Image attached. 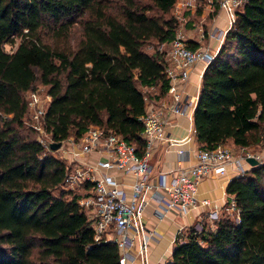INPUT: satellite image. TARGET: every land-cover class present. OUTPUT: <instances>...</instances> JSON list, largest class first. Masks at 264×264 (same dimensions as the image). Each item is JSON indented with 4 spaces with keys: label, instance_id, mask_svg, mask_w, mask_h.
Instances as JSON below:
<instances>
[{
    "label": "trees",
    "instance_id": "trees-1",
    "mask_svg": "<svg viewBox=\"0 0 264 264\" xmlns=\"http://www.w3.org/2000/svg\"><path fill=\"white\" fill-rule=\"evenodd\" d=\"M175 2L0 0V264H122L114 241L95 240L78 192L61 186L67 164L21 131L23 92L47 85L43 124L54 140L98 124L142 153L146 97L159 100L170 85L165 50L145 45L176 36ZM85 13L73 47L43 39V28L63 33ZM192 118L198 148L264 143V0L238 9L202 73ZM227 192L237 218L180 229L163 264H264V160L234 175Z\"/></svg>",
    "mask_w": 264,
    "mask_h": 264
},
{
    "label": "built area",
    "instance_id": "built-area-1",
    "mask_svg": "<svg viewBox=\"0 0 264 264\" xmlns=\"http://www.w3.org/2000/svg\"><path fill=\"white\" fill-rule=\"evenodd\" d=\"M191 1L187 3L192 4ZM246 1L208 0V6L210 10H226V19L231 25L238 9ZM226 30L215 24L210 34L222 42ZM162 49L165 50V71L170 79L168 97L159 101H149L146 97L147 108L141 116L144 120L141 135L146 141L142 153L115 130L98 124L89 125L77 139L71 136L64 138L67 144L61 140L64 153L69 158L61 186L78 192V204L87 210L93 221L95 240L114 241L122 264H153L149 250L158 231L150 227L145 218V209L151 201L156 202L154 211L160 217L170 212L185 214L199 205H211L209 197H199V183L205 176L220 174L230 180L245 171L248 156L253 155L259 161L264 157V146L256 152L235 155L231 147L220 144L214 148H197L196 161L182 165L185 149L180 148L179 168L157 169V164L155 168L151 161L155 144L163 142L169 148L176 142L189 140L187 136L177 140L167 135L165 128L175 121L173 115H193L192 100L184 84L197 63L207 65L217 52L209 44L192 45L182 34H176L169 41V47ZM49 99L48 92L42 97L36 89H30L26 100L32 124L40 134H49L43 124ZM38 139L50 147V141ZM50 140L54 139L50 137ZM223 207L237 210L234 195H229ZM206 216L215 221L220 217V211L210 208ZM201 219L204 218L201 216L194 223L197 230L203 228Z\"/></svg>",
    "mask_w": 264,
    "mask_h": 264
},
{
    "label": "crops",
    "instance_id": "crops-1",
    "mask_svg": "<svg viewBox=\"0 0 264 264\" xmlns=\"http://www.w3.org/2000/svg\"><path fill=\"white\" fill-rule=\"evenodd\" d=\"M226 18V10L219 9L214 20L217 25L226 30L230 27ZM194 38V40L190 41L191 44H199V38L196 36H194ZM221 43L222 42L217 45V50ZM214 44L216 45V43ZM211 45H213V41ZM205 67V63H197L191 70L189 80L184 84L185 90L188 92L189 98L192 100L191 115L193 114L198 99L202 73ZM148 90H151V88H148ZM167 97L168 94L161 99ZM159 100L149 98V101ZM173 118L175 121L168 123L165 128L166 134L177 140L183 139L186 136L190 138L183 142H176L169 146V148H166V144L163 142L155 144L151 161L155 168L157 164V169L170 170V168H173L176 170L179 168L180 164L177 163V159L179 157L178 149L180 148L185 149L184 158L181 161L182 165H190L196 161V149L198 147L192 116L173 115ZM169 177L170 175H168V178ZM228 182L229 179L225 175L211 174L205 176L199 183V197H209L212 200L211 205H199L185 214L170 212L167 215L160 217L154 211L156 202L151 201L147 205L145 209L146 222L150 227L156 228L158 231L151 240L149 250V259L153 264H163L171 256L176 234L181 228L194 223L201 216H204L205 221L209 224H212V222L214 224V221L207 218L206 214L210 208H217L219 211L223 209V205L226 203L229 196L227 192Z\"/></svg>",
    "mask_w": 264,
    "mask_h": 264
},
{
    "label": "rangeland",
    "instance_id": "rangeland-1",
    "mask_svg": "<svg viewBox=\"0 0 264 264\" xmlns=\"http://www.w3.org/2000/svg\"><path fill=\"white\" fill-rule=\"evenodd\" d=\"M138 1L151 2V0H138ZM187 1L188 0H176L174 6L171 8V11H170V14H173L175 18L177 19V27H176L177 34L184 35L185 38L189 42L191 40H194L195 39L194 36H196L197 38H199L198 40H200L198 42L199 44H203V45L209 44L214 49H217V45L220 43V41L219 39H216L215 37L211 36L210 30L216 24L214 19L216 15L218 14L219 9L210 10L208 6V0H192L191 1L192 4L187 3ZM110 2L114 4L115 7L113 8H117L119 7L120 4H122L123 0H110ZM151 11L153 10H150L149 12ZM85 16H87L86 13L82 17L77 16L76 21H74L72 25H70L69 29L63 33L62 32L56 33L52 31L51 28H48V27L43 28V30H41L43 39L50 42L52 45H56L57 47H64V48L70 47V46L73 47L74 44L78 41V39L81 38L82 36L81 20ZM202 30H204V32ZM201 32L203 33V36L200 35ZM169 41L159 43L156 39H151L150 41L147 42L145 47L147 50H153V46L155 44L156 46L159 45V48L161 49L167 48L169 47ZM212 41H213V45H211ZM214 43H216V45ZM5 48L9 50L11 49L9 44L7 43L5 44ZM30 89H36L38 93L40 94V96L42 97L45 96V94L47 93V85L42 84L38 80H35L32 86L23 92V97L25 98V100L28 99ZM146 92L148 93V91ZM31 126H33V124H32V118L30 116V109L28 108V111L25 114L24 119H23V127L21 128V131L23 133L33 135L36 138H42L44 141H52L50 140L51 136L49 134H40L39 132L36 131L35 128H34L35 131H33L31 129L32 128ZM62 142L67 144V139H63ZM223 145L231 147L235 155H241V154L244 155L248 151H254V152L258 151L260 148L264 146V143L241 147V145H237L233 143L231 139H228L223 143ZM49 149L51 150L53 154L61 158L66 164H69V158L64 153V150H63L64 148L62 144H60L55 149H51V148ZM263 160H264V157L261 159V161ZM245 166H246L245 168L246 170L253 165L250 162L249 163L247 162ZM225 213L230 214L231 216L237 218V212L235 209L228 210L223 207V209L220 210V216ZM203 218L204 219H201L202 220L201 222H203V225L204 223H206L208 226L215 225V221H214V224L213 222L212 224H209L207 221H205L204 216ZM194 223L190 225H194ZM183 228H186V227H183Z\"/></svg>",
    "mask_w": 264,
    "mask_h": 264
},
{
    "label": "water",
    "instance_id": "water-1",
    "mask_svg": "<svg viewBox=\"0 0 264 264\" xmlns=\"http://www.w3.org/2000/svg\"><path fill=\"white\" fill-rule=\"evenodd\" d=\"M61 144V140H52L50 141V148L51 149H55L56 147H58ZM247 160L252 164V165H256L258 163H260L259 159L256 158L255 156L251 155L247 157Z\"/></svg>",
    "mask_w": 264,
    "mask_h": 264
}]
</instances>
